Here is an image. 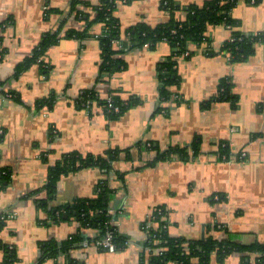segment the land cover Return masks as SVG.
<instances>
[{"label":"crops","instance_id":"0c3cea01","mask_svg":"<svg viewBox=\"0 0 264 264\" xmlns=\"http://www.w3.org/2000/svg\"><path fill=\"white\" fill-rule=\"evenodd\" d=\"M72 1L0 0V215L16 214L0 241L14 248V264H143L149 253L143 224L158 210L167 212L173 238L264 245V0H240L230 14L238 33L257 39L245 60L232 61L223 51L233 29L218 24L207 29L210 44H190L189 56L166 42L125 49L114 72L103 67L104 25L94 23L85 38L68 36L87 28ZM82 1L89 7L79 10L93 20L101 0ZM208 1L176 0V17L182 21L190 7ZM114 16L123 42L140 24L155 28L171 19L161 0L119 1ZM55 33L59 40L43 63L26 67L43 37ZM168 59L176 62V81L163 101L161 63ZM223 83L230 84V98L221 95ZM85 92L94 95L90 107ZM111 98L123 107L136 102L112 116L105 106ZM226 147L236 161L221 158ZM171 149L183 156L154 163ZM109 152L117 153L110 171L93 166L62 175L49 196L50 168L63 157ZM106 181L128 246L113 253L80 247L43 259L49 242L100 237L66 206L94 199ZM209 264H264V254L238 249L219 259L214 252Z\"/></svg>","mask_w":264,"mask_h":264},{"label":"trees","instance_id":"16d2710c","mask_svg":"<svg viewBox=\"0 0 264 264\" xmlns=\"http://www.w3.org/2000/svg\"><path fill=\"white\" fill-rule=\"evenodd\" d=\"M119 1L130 2L131 0H101V4L96 8V17L89 21L87 13L84 10H79V5L89 7L88 3L82 0H73L71 3V11L76 13L75 16H80L87 22V28L83 33L69 32L68 36L75 38H85L87 31L94 23H100L104 25V34L99 39L103 46L104 62L103 67L108 71L114 72L121 68L122 60L117 59V54H122L125 49L141 48L146 44L155 48L159 43H169L178 56L184 55L188 51L190 44H195L197 47H201L203 44H210L209 37L206 36V32L209 26L225 24L232 27L231 40L224 44L223 51L230 53L232 61H241L248 58L254 51L253 44L257 40L252 36H243L238 33L234 28L237 26L236 20H234L230 14L236 7L240 0H210L203 7H190L186 11V18L184 20H178L176 17L177 12L181 11L178 7L176 0H161L162 7L167 10L171 19L167 24H162L157 27H149L140 24L127 34V41L123 42L121 35V26L118 19L114 16V12ZM252 2V0H247ZM258 0H254L256 3ZM87 18V19H86ZM1 27V26H0ZM2 29V28H1ZM175 32V33H174ZM59 33L48 34L41 40L39 46L34 51L32 58L26 63V67L34 63H43L42 59L46 55L48 49L58 42ZM2 37L0 35V41ZM122 41L123 48L121 50L114 49V42ZM190 55V53H189ZM188 55V56H189ZM176 62L168 59L161 63L163 85L161 88V99L168 101L171 97V90L169 89L174 85L176 79L175 75ZM23 66V70L26 68ZM223 86V87H222ZM221 91L222 97L230 96L229 83H223ZM92 92H85L83 97L93 98ZM221 98V96H220ZM115 107L120 108L121 114L126 108L132 107L136 101L134 98L130 99L127 106H121L115 98H111ZM106 109L108 111V101L105 102ZM109 115L116 116L114 112ZM152 148V147H151ZM223 154H229L228 147L223 149ZM182 151L179 149H171L166 153L159 154L154 160V163L159 161L169 160L172 155H181ZM117 159V153L109 152L105 157H94L70 154L63 157L55 166L50 168L49 171V184L47 191L49 196L55 194L57 189V182L62 175L75 172L79 169L98 166L101 169L110 171L112 168L111 163ZM113 194V188L109 183L104 182L94 199L81 200L73 205L66 206L67 212L72 217H75L82 225V227L96 228L100 231V237L94 240H87L89 242H96L102 239L107 232H112L114 235V242L117 245L118 250L125 247L126 239L118 232V228L110 226L109 221L111 216L108 214L110 210V201ZM157 227L148 225V222L143 224L144 230L148 233L147 251L148 257L144 255L143 264H209L211 255L215 252L217 258H225L231 252L240 250L247 252L258 251L264 254V245H251L242 248L231 246L230 243L218 242L212 238L206 239L202 242L190 241L186 242L179 238H173L168 233L167 228L163 229L167 222L164 219L167 217L165 210H160V213L156 212ZM7 222L4 221L0 215V232L6 227ZM150 226V227H149ZM85 241L78 236L74 235L71 239L59 244L55 241L49 242L43 245V259H53L61 254H69L70 251L82 247ZM165 248L162 255L157 254L156 251ZM0 249L5 252L4 264L15 263L14 248L3 244L0 241ZM145 262V263H144Z\"/></svg>","mask_w":264,"mask_h":264},{"label":"built area","instance_id":"2783aa9c","mask_svg":"<svg viewBox=\"0 0 264 264\" xmlns=\"http://www.w3.org/2000/svg\"><path fill=\"white\" fill-rule=\"evenodd\" d=\"M252 3H254V0H252ZM231 41H233V40L231 39ZM114 45L119 46V49H122L123 48V46L121 45V42L120 41H115L114 42ZM145 46H149L150 47V45H148V44H146ZM227 54H228V57L230 59H232L231 54L230 53H227ZM184 55L185 56H188L189 55V51H187ZM91 102H92L91 99L86 100V102H85L86 103V106L87 107H90V103ZM107 108H108V112L109 113L114 112L115 114H119L120 111H121L119 107H115L114 106V104L111 101V99L108 100V106H107ZM243 157H245V155H242V158ZM221 158L224 161H227L228 163H232V162L236 161V156L229 155V154H223ZM157 212L159 214L160 213V210H158ZM108 214L111 216V220L109 221V225L110 226H113V227H116V229H117L118 228L117 227V223L118 222H117V219H116L117 218V213L114 210H111L110 209L109 212H108ZM15 216H16L15 212H10V211L9 212H6L4 214H1L2 219L4 221H6V222L14 219ZM155 218H156V215H154L150 219V221L148 222V225L157 227L158 224L156 222H154V220H156ZM166 228H168V226L167 225H164L163 226V229H166ZM147 235H148V233H147ZM89 246H94L97 249L104 250V251H108V252H111V253L116 252L118 250L117 245L114 242V235H113L112 232H107L102 239H100V240H98L96 242H89V241L86 240L82 244V247H89ZM127 246H128V242L125 243V247H127ZM163 251H166V249L165 248H161V249L157 250L156 253L157 254L159 253V255H162L163 254Z\"/></svg>","mask_w":264,"mask_h":264}]
</instances>
